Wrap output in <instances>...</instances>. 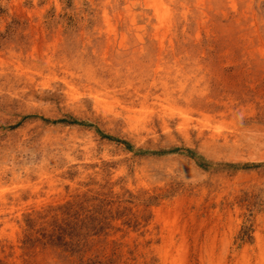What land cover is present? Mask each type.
Returning a JSON list of instances; mask_svg holds the SVG:
<instances>
[{
  "label": "rangeland",
  "instance_id": "obj_1",
  "mask_svg": "<svg viewBox=\"0 0 264 264\" xmlns=\"http://www.w3.org/2000/svg\"><path fill=\"white\" fill-rule=\"evenodd\" d=\"M263 151L264 0H0V264H264Z\"/></svg>",
  "mask_w": 264,
  "mask_h": 264
},
{
  "label": "bare ground",
  "instance_id": "obj_2",
  "mask_svg": "<svg viewBox=\"0 0 264 264\" xmlns=\"http://www.w3.org/2000/svg\"><path fill=\"white\" fill-rule=\"evenodd\" d=\"M260 153V152H259ZM255 159V158H254ZM256 159H258V160H264V151L263 152H261L257 157H256Z\"/></svg>",
  "mask_w": 264,
  "mask_h": 264
}]
</instances>
